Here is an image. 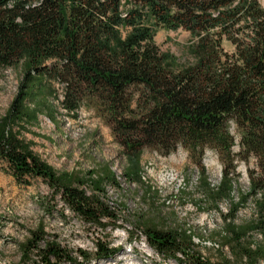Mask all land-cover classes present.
Masks as SVG:
<instances>
[{"label": "trees", "instance_id": "obj_1", "mask_svg": "<svg viewBox=\"0 0 264 264\" xmlns=\"http://www.w3.org/2000/svg\"><path fill=\"white\" fill-rule=\"evenodd\" d=\"M161 27L189 32V59L181 62L160 50L153 36ZM224 40L232 50L225 49ZM0 68H13L19 77L17 92L0 114V160L18 184L41 178L52 198L82 222L103 231L120 227L119 216L100 197L106 181L117 184L109 165L86 174L57 172L23 136L39 115L52 116L47 99L56 93L53 82H59L69 114L84 105L108 125L122 146L123 174L129 179L139 177L145 149L167 155L182 147L208 185L201 157L211 147L222 165L214 200L230 198L227 215L234 217L249 197L254 199L252 219L225 225L222 246L232 260L211 261L197 253L190 231L146 224L143 231L154 251L166 258L181 254L185 264L264 261L262 0H0ZM251 159L249 189L239 190L233 200L237 161ZM86 184L91 194L82 188ZM251 232L261 241L251 240ZM18 249L17 264L89 263L119 251L100 239L92 251H73L41 223Z\"/></svg>", "mask_w": 264, "mask_h": 264}, {"label": "rangeland", "instance_id": "obj_2", "mask_svg": "<svg viewBox=\"0 0 264 264\" xmlns=\"http://www.w3.org/2000/svg\"><path fill=\"white\" fill-rule=\"evenodd\" d=\"M153 39L161 51L172 53L181 62L190 58L187 46L192 38L188 31L161 27L155 31ZM223 46L227 50L233 48L226 40ZM18 78L15 69L0 68V114L5 112L18 90ZM53 85L56 93L47 99L52 116L39 115L38 122L28 126L23 136L57 172L86 174L90 169L99 170L109 165L117 184L106 181L100 197L119 216L120 227L111 229L108 226L103 231L82 222L71 211L63 209L59 198H52L48 185L41 178H32L28 186L18 184L0 160V264L19 262V242L39 223L44 225L49 236L73 251L77 248L92 251L98 239L111 241L119 248L113 257L76 264H185L181 254L166 258L147 244L143 229L152 223L166 230L190 231L194 235L192 249L211 261L232 260L230 249L222 246L225 225L230 221L243 224L252 219L255 202L249 197L231 217L227 215L230 198L214 200L212 189L222 176L217 152L202 157L208 185L203 182L201 167L188 158L182 147L167 155L145 149L140 157L139 177L129 179L123 174L127 160L122 146L114 140L108 125L92 108L84 105L75 115L69 114L62 106L61 84L53 82ZM233 150L238 152V147ZM216 160L221 174L219 168L212 165ZM253 161L251 159L248 164L237 161L239 175L231 194L233 200H237L239 190L249 189L247 169L253 166ZM82 188L92 193L89 185ZM251 233V240L261 241L259 233ZM259 264L264 261L260 260Z\"/></svg>", "mask_w": 264, "mask_h": 264}, {"label": "built area", "instance_id": "obj_3", "mask_svg": "<svg viewBox=\"0 0 264 264\" xmlns=\"http://www.w3.org/2000/svg\"><path fill=\"white\" fill-rule=\"evenodd\" d=\"M232 132H234V129L232 130ZM235 138H237V137H235ZM210 152H215V151H214V150H210V151H208V148H207V149H205L203 155L209 154ZM212 165L218 167V168H219L218 171H219V173H220V165L218 164V160H217V161H214ZM220 174H221V173H220Z\"/></svg>", "mask_w": 264, "mask_h": 264}, {"label": "bare ground", "instance_id": "obj_4", "mask_svg": "<svg viewBox=\"0 0 264 264\" xmlns=\"http://www.w3.org/2000/svg\"><path fill=\"white\" fill-rule=\"evenodd\" d=\"M207 156V155H206ZM215 160V159H214ZM217 161V160H216Z\"/></svg>", "mask_w": 264, "mask_h": 264}]
</instances>
